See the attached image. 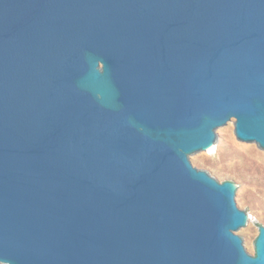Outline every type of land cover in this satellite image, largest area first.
<instances>
[{
    "label": "water",
    "instance_id": "95a60500",
    "mask_svg": "<svg viewBox=\"0 0 264 264\" xmlns=\"http://www.w3.org/2000/svg\"><path fill=\"white\" fill-rule=\"evenodd\" d=\"M264 0H0V264H264Z\"/></svg>",
    "mask_w": 264,
    "mask_h": 264
},
{
    "label": "rangeland",
    "instance_id": "374dc122",
    "mask_svg": "<svg viewBox=\"0 0 264 264\" xmlns=\"http://www.w3.org/2000/svg\"><path fill=\"white\" fill-rule=\"evenodd\" d=\"M229 141L213 147L198 159V168H212L224 181L246 187L241 205L252 213L254 226L244 236L255 242L264 225V153L256 145H244L235 126L223 134Z\"/></svg>",
    "mask_w": 264,
    "mask_h": 264
}]
</instances>
